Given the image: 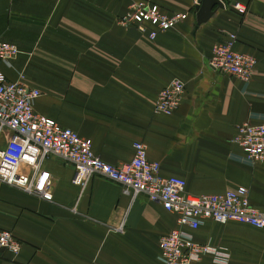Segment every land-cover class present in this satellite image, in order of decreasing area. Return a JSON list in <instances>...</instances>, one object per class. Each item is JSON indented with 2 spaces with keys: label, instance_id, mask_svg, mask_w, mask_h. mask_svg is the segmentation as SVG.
Listing matches in <instances>:
<instances>
[{
  "label": "crops",
  "instance_id": "1",
  "mask_svg": "<svg viewBox=\"0 0 264 264\" xmlns=\"http://www.w3.org/2000/svg\"><path fill=\"white\" fill-rule=\"evenodd\" d=\"M134 1L0 0V42L18 51L0 71L38 89L34 113L88 139L105 164L128 162L140 142L162 177L184 181L185 193L243 187L264 213V164L232 142L237 125L264 123V0H219L222 8L197 26L196 0H146L189 15L152 41L116 24ZM230 34L233 50L255 60L247 83L207 65L211 47ZM173 78L184 84L178 107L154 114L153 99ZM40 153L30 145L19 172L46 171L50 202L0 181V230L20 244L15 256L0 250V264H160L157 239L174 228L172 214L98 174L72 185L71 164L52 155L36 164ZM190 233L227 249V264H264V229L206 221Z\"/></svg>",
  "mask_w": 264,
  "mask_h": 264
},
{
  "label": "built area",
  "instance_id": "2",
  "mask_svg": "<svg viewBox=\"0 0 264 264\" xmlns=\"http://www.w3.org/2000/svg\"><path fill=\"white\" fill-rule=\"evenodd\" d=\"M231 9L238 15L245 7L234 3ZM187 12H166L146 0L134 1L128 11L117 19L116 24L144 34L150 41L156 35L176 27L188 18ZM235 34L226 41L211 47L207 65L221 74L241 83L252 77L255 60L248 54L235 52L232 45ZM18 53L14 45L0 42V64L9 65ZM7 80L0 71V181L21 189L42 201L50 202V183L46 171L35 165L29 175L19 172L26 150L30 145L41 150L36 164L45 155H52L70 163L73 168L71 184L83 187L89 177L98 174L118 183L122 193L132 198L142 194L149 202L158 203L174 216V228L157 239V258L160 264H200L208 257L213 264H226L229 254L223 247L209 242H196L190 231L204 222L223 224L229 221L264 229V213L250 205L247 190L243 187L226 190L220 194L192 196L184 191L180 178L159 174V165L146 157L145 146L132 143L131 159L118 166H110L96 157L90 149V141L80 138L73 131L62 128L53 120L33 111L34 101L40 91L20 82ZM184 93V84L173 78L157 93L152 102V112L168 116L179 105ZM232 142L248 161L264 164V123L244 122L235 127ZM20 244L11 233L0 230V250L12 256Z\"/></svg>",
  "mask_w": 264,
  "mask_h": 264
},
{
  "label": "water",
  "instance_id": "3",
  "mask_svg": "<svg viewBox=\"0 0 264 264\" xmlns=\"http://www.w3.org/2000/svg\"><path fill=\"white\" fill-rule=\"evenodd\" d=\"M218 8H222L219 0H196L194 6V9H196L194 16L195 26L206 21Z\"/></svg>",
  "mask_w": 264,
  "mask_h": 264
},
{
  "label": "rangeland",
  "instance_id": "4",
  "mask_svg": "<svg viewBox=\"0 0 264 264\" xmlns=\"http://www.w3.org/2000/svg\"><path fill=\"white\" fill-rule=\"evenodd\" d=\"M163 10V9H162ZM163 11H165V10H163ZM166 12H168V11H166ZM119 26V25H118ZM120 27V26H119ZM120 28H122V27H120ZM226 223H233V224H238L237 222H233V221H229V222H226ZM226 223H223V224H220V225H224V224H226ZM240 224V223H239ZM217 244V243H216ZM220 247V246H219ZM225 249V248H224ZM227 250V249H226ZM228 252V251H227ZM229 258V257H228ZM228 262V261H227ZM227 264V263H226Z\"/></svg>",
  "mask_w": 264,
  "mask_h": 264
}]
</instances>
